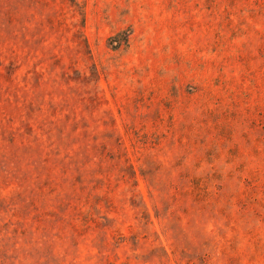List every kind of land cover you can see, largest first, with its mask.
<instances>
[{"label": "rangeland", "instance_id": "obj_1", "mask_svg": "<svg viewBox=\"0 0 264 264\" xmlns=\"http://www.w3.org/2000/svg\"><path fill=\"white\" fill-rule=\"evenodd\" d=\"M0 264H264V0H0Z\"/></svg>", "mask_w": 264, "mask_h": 264}]
</instances>
